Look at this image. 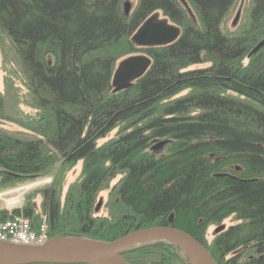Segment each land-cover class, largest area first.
I'll use <instances>...</instances> for the list:
<instances>
[{
	"label": "trees",
	"instance_id": "16d2710c",
	"mask_svg": "<svg viewBox=\"0 0 264 264\" xmlns=\"http://www.w3.org/2000/svg\"><path fill=\"white\" fill-rule=\"evenodd\" d=\"M186 1L197 22L179 0H138L132 14L122 0H0V31L15 48L37 111L19 121L37 137L0 130V188L47 176L57 183L41 192V214L28 201L0 209V223L22 216L38 230L46 216L48 240L113 242L170 226L174 216L171 226L218 264H264V47L255 51L264 40V0H252L249 23L237 34L223 30L236 0ZM158 12L180 27V38L136 49L133 36ZM121 44L152 64L114 93L118 57L100 53ZM199 65L207 66L190 69ZM160 140L168 141L166 156L152 151ZM78 163L81 176L63 203L62 182ZM226 172L235 178L214 177ZM114 180L108 214L95 215L99 194ZM230 218L235 223L208 243V228ZM121 256L129 264H189L166 242Z\"/></svg>",
	"mask_w": 264,
	"mask_h": 264
},
{
	"label": "water",
	"instance_id": "95a60500",
	"mask_svg": "<svg viewBox=\"0 0 264 264\" xmlns=\"http://www.w3.org/2000/svg\"><path fill=\"white\" fill-rule=\"evenodd\" d=\"M184 2L185 0H179ZM129 6L126 7L128 13ZM181 36L180 27L168 19L151 16L139 28L132 42L140 49L163 47L175 43ZM264 47V40L255 51ZM152 60L148 56H133L120 63L114 73V93L127 90L134 82L141 79L149 70ZM167 142L160 143L154 150H159ZM235 172L240 168L235 167ZM217 178H235L230 174H216ZM174 216L170 217L166 227H152L130 233L113 242H103L82 237H58L50 239L40 246H23L0 241V264H129L121 254L129 249L166 242L180 248L189 264H218L204 245L191 235L173 228ZM225 230L221 226L216 234Z\"/></svg>",
	"mask_w": 264,
	"mask_h": 264
},
{
	"label": "rangeland",
	"instance_id": "374dc122",
	"mask_svg": "<svg viewBox=\"0 0 264 264\" xmlns=\"http://www.w3.org/2000/svg\"><path fill=\"white\" fill-rule=\"evenodd\" d=\"M190 16L197 22V14L193 7L185 0L183 3L180 2ZM252 0H236V3L232 10L229 12L224 25L223 30L226 34H237L242 32L249 23V12L251 9ZM122 5L126 11V7L129 6V11L127 14H132L135 8L138 5V0H122ZM157 15L159 19H166L161 12H158ZM136 49H140L135 46ZM139 52V51H137ZM113 54L118 57L115 71L118 69V66L124 60L133 57V56H146L143 53H133L128 54L127 45L121 44L112 48L108 52H102L100 54ZM207 65L194 66L190 69L203 68ZM189 92L186 91L180 94L177 98L187 95ZM0 94L4 97L5 100V114L6 119H0V130L6 133H9L14 136L30 139L35 138L37 135L33 131L22 127L19 121H24L26 117L37 115V111L32 107V98L26 84V78L22 71V66L18 55L15 51L13 44L10 39L0 31ZM117 133V130L110 134L107 138L99 141V146L107 143L109 140L113 139ZM167 142L164 147L159 150H154V148L160 143ZM168 141L160 140L154 142L152 145L153 153L158 156H166L168 154ZM220 161V160H219ZM220 163V162H219ZM234 166L233 168H235ZM232 168V169H233ZM225 169V168H224ZM82 172V163H78L74 168H71L65 175L62 182L61 190V200L64 203L66 200V195L68 193L71 185L76 183L81 176ZM227 174L230 172H226ZM117 180H114L110 183L109 189H104L98 196L97 203L95 206V215L106 216L107 203L109 199V194L111 193L112 188L115 186ZM57 185L54 176H47L34 181L25 182L18 184L16 186H9L0 188V209L13 211L16 209L22 208L25 204L31 202L37 213H42V203L43 199L40 195L41 192L51 186ZM20 198V201L15 204H10L9 201ZM235 222L233 218L227 219L220 226H211L208 228L206 233V238L208 243L216 237V230L225 226L229 228Z\"/></svg>",
	"mask_w": 264,
	"mask_h": 264
},
{
	"label": "built area",
	"instance_id": "2783aa9c",
	"mask_svg": "<svg viewBox=\"0 0 264 264\" xmlns=\"http://www.w3.org/2000/svg\"><path fill=\"white\" fill-rule=\"evenodd\" d=\"M48 220L42 217L38 230H34L31 221L25 217H15L0 223V241L23 246H40L48 241Z\"/></svg>",
	"mask_w": 264,
	"mask_h": 264
},
{
	"label": "bare ground",
	"instance_id": "6f19581e",
	"mask_svg": "<svg viewBox=\"0 0 264 264\" xmlns=\"http://www.w3.org/2000/svg\"><path fill=\"white\" fill-rule=\"evenodd\" d=\"M19 201H20V198H16V199L10 200L9 203L15 204V203H18Z\"/></svg>",
	"mask_w": 264,
	"mask_h": 264
}]
</instances>
